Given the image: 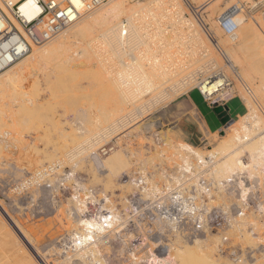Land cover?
Segmentation results:
<instances>
[{
  "label": "bare ground",
  "instance_id": "1",
  "mask_svg": "<svg viewBox=\"0 0 264 264\" xmlns=\"http://www.w3.org/2000/svg\"><path fill=\"white\" fill-rule=\"evenodd\" d=\"M0 1L16 4L19 6L21 13L28 18L39 14V7L33 0ZM182 1L184 2V0H148L144 3L142 0H106L103 4L89 11L82 12L80 17L64 27L54 38L41 42L39 45L31 44L28 53L21 57V60L9 59L8 55L4 56L3 52H1L13 43L14 37H12L11 33L6 34L4 31L7 19L0 13V91L5 82L17 80L20 73L24 72V68L33 63L43 61L44 64L48 65V68H51L49 70H60L62 73H66L70 71V68L76 66L89 67L93 73L92 78L101 86L99 91L96 90V94L100 93L97 95L95 104L94 95L96 94L92 95V105L96 112H92L94 116L89 118L92 119L88 122L87 127L88 130H93V132L86 133L85 130L80 132L81 135L85 134L87 138L84 136L83 141L75 146L73 151L83 147L81 153L70 154L68 150L64 154L70 161V159L73 160L79 157L83 152H87L86 157L92 159L97 166L106 169L109 173L108 176L111 175L114 178V175H117L120 170L128 168L129 166L127 165L129 163L119 151L112 152L111 155L102 160L101 156L96 155L95 148L97 144H101L103 140L104 143L108 142L112 134L114 136L119 135L120 132L117 131L127 127L132 121L134 122L128 127L136 124V127L141 128V125H137L139 116L136 113L138 111L143 117V114L148 112L154 105H157V103L173 99L185 87L190 89L192 83H195L199 92L206 96L209 95L214 99L229 98L235 91L233 87L224 86L223 88H218L221 84L225 85V81L229 79L225 74V72L229 71L237 82L236 85H240V94L244 99L245 107L247 106V113L240 115L238 121H235L229 129L224 128L222 130L223 133L220 131V135H217L218 131L210 133L211 141L207 142L206 147L198 148L188 143H172L169 145L157 133L156 136L163 144L160 147L155 146L160 150V161L152 164L151 167H145L144 163L138 164L137 167L142 170L144 179L149 184L148 188L155 191L158 190L160 182L164 181L165 184H170L175 182L177 178L185 176L184 172L188 171V167L192 166L195 168L197 163L193 161L194 159H200L202 162H208V158L213 160V163L209 166V177L217 183L234 176L236 172L248 166L249 174H252L254 167L264 169V36L262 35V33L264 34V27H262L264 23H261L262 18L260 20L259 16L254 17L253 15L252 18L254 17L255 24L249 20L247 21L242 14L244 13L242 12L243 5H239L241 0H230L231 3L228 2L221 9L218 8L217 1L219 0H210L208 2L203 0L204 3L205 1L207 2L206 5H210L208 20L215 14L217 17L231 5L235 4L239 7L236 14L238 27L232 36L234 38L230 39L231 37L228 38L227 36V38L220 39L218 35L223 32L217 20L215 22L212 21V31L210 29V32L213 33L212 35L208 32L209 30L207 31L202 26L200 20L193 13V17H184L183 14L186 10ZM189 1L194 2L195 0ZM259 4L264 5V0L252 1V13H256L259 10ZM185 6L187 5L185 4ZM2 11L4 10L2 9ZM12 22L19 30L17 24L14 21ZM128 51H130V55ZM79 52H81L80 55L78 54ZM131 52H133L132 55ZM122 54H128L127 60L126 58L121 59L123 57L121 56L119 63L113 69L114 65L105 66V61L103 62L102 60L105 58L107 61L111 57L115 59L116 56L120 57L119 55ZM101 56H104V58ZM1 57L3 58L1 59ZM76 57L83 58L77 62ZM18 63L19 65H17ZM235 65L239 66L240 72L236 71ZM199 73L212 75L214 79L205 77L196 82V76ZM70 78L69 80L71 81L72 78ZM254 79H257V83L254 82ZM61 84L63 83L61 82ZM72 84L68 87H72ZM133 84H137L138 89H142V93H139V90ZM162 85L164 86L162 87ZM155 88L158 90L156 91ZM167 88H169L168 91L173 89L175 93H167ZM240 88L238 87L237 89ZM145 93L150 94V96L143 98L147 95ZM86 94L88 95V93ZM141 97L143 98L142 100L139 99ZM88 106H90V103ZM90 108L88 109L90 110ZM73 109H75V106ZM85 111L78 112V117L81 119L83 117L84 119ZM64 124L65 121H55L51 124V127L59 128L60 133L64 134L67 131L64 129ZM140 124L142 123L140 122ZM130 135V130H128L122 136ZM62 141L61 138L58 142L54 141L53 145L50 144L52 146L51 151L59 152L63 147ZM48 142L51 143L49 140ZM41 153L44 152L41 150ZM244 153L247 154L245 161L242 159ZM44 155L45 153L43 157H45ZM57 158L55 157V159ZM139 160L141 161V159ZM76 165L74 164L72 168H75ZM156 166L160 167L158 172H156ZM166 168L178 169V174L171 182L167 180L168 170ZM150 169L153 170L150 171ZM124 170L127 172V169ZM69 171L71 172V170ZM255 173L258 172L255 171ZM118 181L121 185L120 187H123L126 192L130 190L131 184L128 181H121L119 178ZM108 182L109 184L106 183L104 185L106 189L111 184L113 185L112 179H108ZM238 185L240 186L241 184ZM79 186L83 189L88 188L81 182ZM116 188L118 189V187ZM217 197L220 196L217 195ZM104 199L106 200L107 198L104 197ZM71 203L74 205L72 209L78 213L82 212L84 207L81 205L82 203L76 199ZM71 214H69V217ZM245 219H235V224L231 226V231H234V235L243 238V235L247 233L245 232V226L242 224L244 221L250 223L253 230L258 227L259 219L254 217H250V221ZM76 224L77 227L73 229L74 235H78L77 239L82 238V244L76 245L73 255L62 258L58 264H106L103 254L108 251L109 243L116 238L114 226L111 230L105 231L102 224L94 218H80L76 221ZM14 226L23 237V240L30 243L28 235L24 234L15 223ZM80 226L82 232L78 231ZM260 226L263 229L262 232H264V222L260 223ZM261 236H253V238L260 237L264 241V236ZM207 241L213 242L215 246H208ZM220 243L221 236L211 233H206L205 236L194 238L190 241H182L175 236L174 240L166 244L160 256L157 257L152 253L149 255L158 264H224L226 262L220 258L224 257L219 251ZM258 246L262 248L258 250ZM243 248H240L239 255L235 251L231 252L234 253L232 254L233 257H230L231 263L264 264V244L262 242H259L255 248L248 246ZM249 250L254 251V253ZM247 254H252V257L250 258ZM141 256H146V253ZM250 259L251 262L249 263L248 260ZM133 264H139V262L135 259Z\"/></svg>",
  "mask_w": 264,
  "mask_h": 264
},
{
  "label": "rangeland",
  "instance_id": "2",
  "mask_svg": "<svg viewBox=\"0 0 264 264\" xmlns=\"http://www.w3.org/2000/svg\"><path fill=\"white\" fill-rule=\"evenodd\" d=\"M142 1H144L145 3L148 0ZM208 1L210 0H207V2ZM252 1L258 0H241V4L239 3V5H243V17H246L245 19L247 21L249 20L251 23L255 24L253 18L255 16H259L261 20L262 14L260 10H257V14L252 13ZM1 2L2 1H0V7L2 6L1 8L5 10ZM184 2L182 1L183 7L186 10L183 14L184 17H193L192 15L194 14V16L198 20H200L202 26L207 29V31L209 30L208 32L213 35V33L210 32V29L212 31V21L215 22L217 20V17L215 14L211 17L210 20H208L210 5H206L207 2L205 1L204 3L203 0H195L194 2L184 0ZM228 2H230V0L217 1L218 8L221 9ZM185 4L188 7L185 6ZM253 15L254 17L252 18ZM261 23L263 24L262 20ZM262 27H264V25H262ZM262 35L264 36L263 33ZM218 36L220 37V39L227 38V36L223 33ZM233 38L231 37L230 39ZM180 48L182 47L180 46ZM132 53L133 52H131V55ZM78 54L80 55L81 52H79ZM128 54L130 55V51H128ZM128 54L119 55L120 57L116 56L115 59L111 57L109 60H107L108 62L106 61L104 56H101L104 59H102L101 57L100 58L103 60V62L105 61V66L114 65V67H112L113 69L115 68V65L119 63V59L121 58V56H123L121 59L126 58L127 60ZM124 55L126 56L124 57ZM82 58L83 57H76V61L78 62V60ZM222 62L225 64L223 60ZM17 65H19V63ZM235 68L237 72H240V68L238 65H235ZM49 69L51 68H48V65L44 64L43 61L35 64H30L29 66L24 68V72L20 73L17 80L5 82L2 90L0 91V238L2 237L0 239V264H52L50 262H53V264H58L60 259L56 255L58 253L57 241H59L60 236L64 235L65 232L71 231L77 227L76 221L75 219H73V216L71 215L69 217V214L72 213V207L74 206L71 203L72 201L70 202L71 199L69 198V195L71 184L75 183L78 180L70 179L69 181L65 182L63 186H61L60 182L58 181V177H56L55 179L50 180V186L38 187L24 195H16L13 192V187L16 182L25 175L26 171L34 170L48 163L61 161V164L64 167H69L71 173L73 172L72 176L78 177L79 181L84 184V186L93 187L95 189H98L99 191L101 190L103 192H108L111 194V197L113 199L121 200L126 195L132 192V186H130V190L126 192L124 188H121V185L118 183V178L120 177L121 173L126 171L124 169H127V171L132 170L136 168L138 164L140 165V163H144L145 167H151L152 164L159 162L161 159L159 154L160 150L159 148L155 147L156 145L153 143L154 133H158V135L162 136L165 142L167 141V144L169 145L172 143H188L200 148L206 147L207 142L211 141L209 133L206 132H202L203 136L200 133H185V131L188 129V127L184 125L186 124L185 115L191 116L194 112L189 108L181 107L179 103L183 102L184 98L186 97V93L189 90H196L198 92L197 85L195 83H192L190 89H186L185 87V89L181 90V92H179V95H175L173 99H168L167 101L163 100L157 103V105H154L152 108H150V110L148 111L149 113H144L143 117L139 114L138 111L136 113V115L139 116L137 125H141V128L136 127V124L128 127L134 122L132 121L129 125H127V127H123L119 129V131H117L120 132L119 135H111L109 141L114 138L118 144V147L113 152L119 151V153H122V155L129 163H127V166L129 167L123 168L122 171L120 170L117 175H114L115 177L113 176L114 178H112L111 175L108 176L109 173L108 171H106V169H103V167L101 166H97L93 163L92 159L86 157L87 152H83L79 157H76L73 160L70 159L69 161L64 152L68 150L69 152H72L73 149H75L74 147L79 145L81 141H83V137L86 135H81L80 132L82 130H85L86 133L93 132V130H88L87 127L88 122L94 116V113L92 112L95 111V108H93L92 105V95L96 94L101 86L92 78L93 73L91 72L89 67L86 68L85 66L83 67V65L72 67L70 68V71L66 73H62L60 70L55 71V69H52L53 71H51ZM87 70L88 72H86ZM225 74L231 81V87H233V89L235 90L232 93V96L235 95V97H238L245 105L244 99L240 94V85H236L237 82L233 79V75L231 76L232 73L227 71L225 72ZM68 75L72 78L71 81L69 80ZM105 75L107 76V74ZM196 77V82H199L200 80H202V78L205 77L214 79L212 75L202 73H199ZM256 80L257 79H254L255 83H257ZM61 82L63 84H61ZM64 84H66L67 86ZM71 84L72 87H68L71 86ZM136 85H134V87H137V90H139L138 92L142 93V89H138L139 87L138 85ZM163 86L164 85H162V87ZM238 87L240 89H237ZM168 89L169 88H167V93H175L173 89H171V91H168ZM86 93H88L89 97ZM99 93L100 92H98V94ZM98 94L94 95V104L96 102ZM146 96L149 97L150 94L145 95L143 98H146ZM143 98L141 97L139 99L142 100ZM89 103L90 106H88ZM74 106L75 109H73ZM88 108H90V110ZM183 108L186 110H184ZM85 110H88L87 112L89 114ZM80 111H85L84 119L83 117L82 119L78 117L77 113ZM245 113H247V108L245 109ZM145 114L146 116H144ZM86 115L88 116V118ZM90 117L92 118L89 119ZM238 119L239 117H235L231 119V123L223 124L217 135H220V131H222L224 128L229 129L235 121H238ZM53 120L54 122L65 121L64 129H66L67 131L64 134H61L59 128L51 127V124L54 123ZM140 122L142 124H140ZM128 130H130L131 135L122 136ZM61 138L63 140V147L61 148L62 151L60 150L58 152L53 150L52 152L51 145L54 144V141L58 142ZM48 140L51 141V143L48 142ZM48 143L49 145H51L49 146ZM66 144L68 145L65 146ZM103 144L104 140L101 141V144H97L95 149ZM41 150L45 153V157H43L44 153H41ZM111 154L112 152L108 155ZM108 155L100 158L103 160ZM28 156L30 157L29 159ZM46 156H48V159L46 158ZM57 156L59 157L57 158ZM55 157L57 159H55ZM139 159H141V161ZM144 159L146 160V162H144ZM242 159L244 161L247 159L246 153L242 155ZM40 160L42 163H39ZM74 164L77 165L75 166V168H72L74 167ZM108 179H112L113 185L111 184V186L106 189L104 188V185H106V183L109 184ZM116 187H118V189ZM14 223L24 232V234L26 233L28 235L30 243H27V241L23 240V237L17 231ZM260 223L261 222H259V224L257 223L258 227L255 229L256 235H249L246 230L245 232L247 233H245L246 235L244 234L245 237L243 235V238L234 235V231L231 230L226 233L229 240L227 243H225V246H227L229 250H226L225 253L220 252L222 256H224L220 257L221 260L226 262L224 264H234L231 263L230 260V253L232 251L239 253L240 248H245L247 246L250 248H255L259 242H262L264 244V241L260 237L253 238V236H264V232H262L263 229L260 226ZM15 232L17 235L15 234ZM215 235L218 236V234ZM207 242L208 246H215L213 242V245L212 243H210L211 241ZM251 242H253L254 244ZM115 250L117 251L112 250L110 252L115 253L114 255H119V253L124 252L118 247H116ZM114 258L118 259L119 257L114 256ZM248 262L250 263L251 259L248 260Z\"/></svg>",
  "mask_w": 264,
  "mask_h": 264
},
{
  "label": "built area",
  "instance_id": "3",
  "mask_svg": "<svg viewBox=\"0 0 264 264\" xmlns=\"http://www.w3.org/2000/svg\"><path fill=\"white\" fill-rule=\"evenodd\" d=\"M105 1L33 0L39 7V14L31 18L24 16L16 4L2 2L5 10L2 11L0 8V13L7 19L4 31L14 37L13 43L2 50V54L8 55L9 59H20L28 53L31 44L39 45L53 38L80 17L82 12L89 11ZM238 10L239 7L234 4L217 16L220 29L228 37H232L238 27L236 20ZM259 10L264 23L263 4H259ZM12 21L17 24L19 30ZM224 86L231 87V81L227 79L225 85L221 84L218 88ZM199 94L208 105H218L222 108L231 98L230 96L227 99H214L209 95L200 92ZM156 134H153V143L160 147L163 144ZM117 147V141L113 138L98 147L96 155L106 156ZM82 148H77L70 154L81 153ZM207 160L208 162H202L200 159H194L197 166L188 167V171L184 172L185 176L177 178L175 182L171 181L178 174V169L166 168L167 180L171 183L160 182L156 191L148 188L149 184L138 167L123 172L119 179L128 181L132 186V192L121 200L113 199L110 193L101 190L99 192L93 187L83 189L79 186L78 177H73L69 167H64L61 161L26 171L14 185L13 192L16 195H24L38 187L50 186V180L57 176L61 186L70 179H77L78 182L70 186L69 198L73 202L75 199L78 200L84 207L80 213L72 209L73 219L77 221L80 218H94L102 224L105 231L111 230L113 226L116 231L115 240L109 243L108 251L103 254L106 264H133L135 259L139 264H158L149 254L160 256L166 244L174 240L175 236L182 241H190L203 237L206 233L221 236L219 251L225 253L229 250L225 246L229 240L226 233L232 229L235 219L246 218L245 220L250 221L249 218L254 217L259 219V222H264V169L254 167L252 174H249L248 166L236 172L234 176L217 183L209 177V166L213 160L209 158ZM155 169L158 172L160 167L156 166ZM242 224L248 233L256 235V230H253L250 223L244 221ZM78 231H81V226L78 227ZM74 233V230L67 231L57 241L56 255L60 260L73 255L75 246L82 244V238L77 239L78 235ZM119 246L123 253L114 255L115 253L110 252L117 251L115 248ZM261 248L258 246V250ZM249 251L254 253L252 250ZM144 253L146 256H141ZM232 254L234 253H230L231 258ZM247 255L252 257V254Z\"/></svg>",
  "mask_w": 264,
  "mask_h": 264
},
{
  "label": "crops",
  "instance_id": "4",
  "mask_svg": "<svg viewBox=\"0 0 264 264\" xmlns=\"http://www.w3.org/2000/svg\"><path fill=\"white\" fill-rule=\"evenodd\" d=\"M179 105L184 108H189L194 112L192 114L194 117L192 115H185L186 124L184 125L188 127L185 133H200L203 136L202 132L210 134L212 132L219 131L222 128L223 123L221 122V118L214 111V107L208 105V103L203 100L196 90H189L186 93V97L183 102H180ZM245 109V105L242 101L235 96L229 98L223 106V110L230 120L243 115L245 113Z\"/></svg>",
  "mask_w": 264,
  "mask_h": 264
},
{
  "label": "water",
  "instance_id": "5",
  "mask_svg": "<svg viewBox=\"0 0 264 264\" xmlns=\"http://www.w3.org/2000/svg\"><path fill=\"white\" fill-rule=\"evenodd\" d=\"M214 111L218 114V116L221 118V122L223 123V124H225V123H231L232 122V120H230L229 118H228V116L226 115V113H225V111L223 110V108L222 107H220V106H216V107H214Z\"/></svg>",
  "mask_w": 264,
  "mask_h": 264
}]
</instances>
